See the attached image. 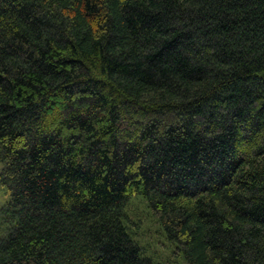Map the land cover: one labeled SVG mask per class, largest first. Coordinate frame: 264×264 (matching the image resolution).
I'll list each match as a JSON object with an SVG mask.
<instances>
[{"label":"trees","instance_id":"trees-1","mask_svg":"<svg viewBox=\"0 0 264 264\" xmlns=\"http://www.w3.org/2000/svg\"><path fill=\"white\" fill-rule=\"evenodd\" d=\"M0 188V264H264V0H0Z\"/></svg>","mask_w":264,"mask_h":264},{"label":"rangeland","instance_id":"rangeland-1","mask_svg":"<svg viewBox=\"0 0 264 264\" xmlns=\"http://www.w3.org/2000/svg\"><path fill=\"white\" fill-rule=\"evenodd\" d=\"M131 198L127 213L132 220L137 222L138 228L135 237L143 246L144 252L161 264H183L181 255L175 254L177 251L174 244L165 238L156 217L141 196L134 195ZM6 200L7 195L0 188V206Z\"/></svg>","mask_w":264,"mask_h":264}]
</instances>
